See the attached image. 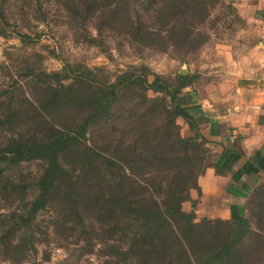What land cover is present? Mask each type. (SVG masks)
<instances>
[{"label": "trees", "instance_id": "16d2710c", "mask_svg": "<svg viewBox=\"0 0 264 264\" xmlns=\"http://www.w3.org/2000/svg\"><path fill=\"white\" fill-rule=\"evenodd\" d=\"M33 1L41 2L30 0L31 4ZM138 1L144 12H161L155 13L158 22L153 26L159 28L155 35L168 26L172 30L181 26L180 31L186 28V33L181 31L182 44L188 36L190 39V29L208 4L207 0H169L164 9L159 0ZM6 2H0L2 36L8 35ZM74 2H78L80 14L83 8L87 14L110 10L118 15L122 10L132 26L137 22L151 34L145 15L132 10L133 0H108L105 5L102 0ZM18 35L24 43L31 39L28 33ZM95 74L87 67L72 71L70 64L63 73L36 74L46 85L43 104L32 109L42 135L14 130L23 119L32 121V117L13 100L7 103L3 123L14 131L0 140V193L19 198L14 209L0 212V254H19L25 259L28 249L36 253L32 240L41 232L38 217L49 208H58L65 226H56L71 235L95 234L107 244L108 254L118 259L117 264H243L242 247L254 234L247 217L236 214L232 220H198L197 203L191 198V190L200 192L198 178L208 167L211 152L182 101L183 91L193 83L190 74H177L175 83L147 66L132 65L113 82L102 81ZM69 80L89 90L88 94L66 92L64 82ZM150 92L155 96H149ZM129 97L139 101L127 102L131 108L125 107V116H119L122 128L112 126L114 110ZM69 103L85 113L76 126L60 124L52 114ZM178 118L185 120L192 136L180 135ZM91 131L96 134L89 144ZM102 139L107 141L106 150L99 145ZM33 161L43 162L41 170L24 176L20 167ZM186 202L191 203V212L184 211ZM86 213L92 221L87 222Z\"/></svg>", "mask_w": 264, "mask_h": 264}, {"label": "rangeland", "instance_id": "374dc122", "mask_svg": "<svg viewBox=\"0 0 264 264\" xmlns=\"http://www.w3.org/2000/svg\"><path fill=\"white\" fill-rule=\"evenodd\" d=\"M133 1L132 10H141V14L145 15L147 24L152 26L149 29L151 34L148 35L137 22L132 26L122 10L118 15L111 14L110 10L87 14L82 7L80 14L76 11L78 2L74 0H41L39 4L35 1L31 4L30 0H7L4 13L9 22L6 26L8 35H0V140L11 136L10 132L14 130H24L27 135H42L39 126L34 124L37 114L32 112L33 108L43 104L45 97L46 85L43 78L36 75L41 71L63 73L65 66L70 64L72 71L87 67L100 80L113 82L117 75L132 65L147 66L152 73L171 83H175L177 74L189 73L193 79L191 86L201 88L210 82L217 83L215 74L226 63V57L244 55L257 41L254 17H245L236 4L227 0H207L206 11L199 12L195 27L190 29L193 34L189 40L187 37L184 44L181 31L186 33V28L180 31L181 26L174 30L168 26L155 35L159 29L153 26L154 22H158L155 13L161 12H144V7H139V1ZM102 2L105 5L108 0ZM159 2L165 9L169 0ZM132 17L136 21L135 14ZM179 20L182 22L184 16ZM19 32L28 33L31 39L22 42ZM149 79L153 80V76ZM70 80L64 82L66 92L73 90L74 95L80 91L88 94L89 90L81 89ZM53 82L56 85L54 79ZM149 96L155 94L150 92ZM11 100L29 111L33 124L30 119H23L12 130L10 124L3 123L7 103ZM138 101V98L132 97L123 99L114 110L116 122L112 126L122 128L119 118L125 116L122 110L131 108L130 103ZM52 114L58 117L60 124L75 126L85 116L84 111L72 103ZM177 125L183 138L193 135L184 119L178 118ZM94 133L96 131L89 134V144L94 141ZM106 142L102 139L99 143L104 150L107 149ZM42 166L43 162L33 161L23 164L20 171L24 176H34ZM147 176H150L149 173ZM87 187L85 185L83 192L86 196ZM17 198L0 193V212L14 209ZM56 209L57 212L49 208L38 217L41 232L32 240L36 253L28 249L24 253L25 259H21L19 254L2 253L0 264H117L118 259L108 254L107 244L95 238V234L81 235L76 232L71 235L61 229L65 226V217L57 215L59 211ZM253 211L250 216L249 200L244 217L249 220L254 234L246 239L242 247L243 264H264V221L263 217H258L257 210ZM85 218L87 222L93 220L89 213ZM26 238L20 239L21 244ZM27 246L30 248L31 242Z\"/></svg>", "mask_w": 264, "mask_h": 264}, {"label": "crops", "instance_id": "0c3cea01", "mask_svg": "<svg viewBox=\"0 0 264 264\" xmlns=\"http://www.w3.org/2000/svg\"><path fill=\"white\" fill-rule=\"evenodd\" d=\"M253 16L257 41L226 57L215 82L189 86L182 101L210 149V162L191 190L197 219L232 220L257 210L264 221V0H227ZM256 17V19H255ZM191 212L190 202L183 204Z\"/></svg>", "mask_w": 264, "mask_h": 264}]
</instances>
